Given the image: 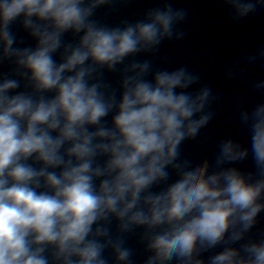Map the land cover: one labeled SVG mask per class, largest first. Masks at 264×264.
Segmentation results:
<instances>
[{"label":"clouds","instance_id":"clouds-1","mask_svg":"<svg viewBox=\"0 0 264 264\" xmlns=\"http://www.w3.org/2000/svg\"><path fill=\"white\" fill-rule=\"evenodd\" d=\"M133 2L0 0V264H134L131 236L144 264H264V235L250 237L264 215V101L234 98L247 143L182 156L224 94L186 66L137 59L185 39L186 8L161 0L134 22L96 18ZM219 3L234 24L264 9ZM258 62L264 45L225 78ZM249 83L264 95V79ZM248 160L254 170L236 166Z\"/></svg>","mask_w":264,"mask_h":264},{"label":"water","instance_id":"water-1","mask_svg":"<svg viewBox=\"0 0 264 264\" xmlns=\"http://www.w3.org/2000/svg\"><path fill=\"white\" fill-rule=\"evenodd\" d=\"M173 7L186 8L188 17L182 26L187 35L179 42H165L154 56H140L137 59H151L154 67L174 70L186 66L201 76V84H207L214 93H223V111L209 126L201 131L194 141L182 145V156L198 163L203 159H213L217 145L223 138L235 136L247 143L248 136L237 118L235 97L240 93L247 94V107H254L264 101V95L253 91L249 80L264 79V63L258 62L249 66L247 79L234 74L231 79L225 78V72L234 68L237 60H242L247 52L264 45V9L251 14L240 24H234L229 18L219 0H169ZM161 0H134L133 3L122 7L119 12L108 13L106 9L97 12V19L111 26L118 25L127 19L134 22L143 17L144 12L159 6ZM18 39L30 46L33 41L26 33L14 27ZM70 40L71 36H67ZM7 71V68L3 69ZM114 86L117 77L107 75ZM215 107V106H214ZM245 170H254L251 160L236 165ZM264 235V215L260 223L250 233V237L260 239ZM128 246L133 249L134 264H144L146 254L138 243V236L128 238ZM217 249L216 251H220ZM208 253L206 255H211ZM110 254L106 253V256ZM111 264V261H110Z\"/></svg>","mask_w":264,"mask_h":264}]
</instances>
